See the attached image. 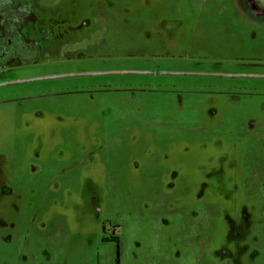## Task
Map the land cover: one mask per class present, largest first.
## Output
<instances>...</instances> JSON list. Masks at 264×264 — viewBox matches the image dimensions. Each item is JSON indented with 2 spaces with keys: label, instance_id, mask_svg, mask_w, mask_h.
Here are the masks:
<instances>
[{
  "label": "rangeland",
  "instance_id": "1",
  "mask_svg": "<svg viewBox=\"0 0 264 264\" xmlns=\"http://www.w3.org/2000/svg\"><path fill=\"white\" fill-rule=\"evenodd\" d=\"M6 2L99 28L0 47V264H264V0Z\"/></svg>",
  "mask_w": 264,
  "mask_h": 264
},
{
  "label": "flooded vegetation",
  "instance_id": "2",
  "mask_svg": "<svg viewBox=\"0 0 264 264\" xmlns=\"http://www.w3.org/2000/svg\"><path fill=\"white\" fill-rule=\"evenodd\" d=\"M76 13L79 12L35 11L24 9L20 4H17L13 7V9L9 10L8 2H6V0H0V47L6 49L4 50V55L10 56V61L13 60L14 57H18V59L21 57L22 60H28V63H30L35 60V56L40 53V51L50 49L52 47L50 44L53 41H58L67 32L72 33L74 37L77 36V38H74V41H77L79 44L82 39H87L91 35L92 31H95L99 27H96L95 29L96 22H90L89 19L80 21L78 18L79 16L74 15ZM90 13L91 12H85L84 14L89 15ZM104 13V11H101V17L105 15ZM91 16L93 17V15ZM83 17L92 18L85 15H83ZM171 21L172 20L163 18L159 21V23L162 24L161 26H165L167 22ZM83 29H88L89 31H82ZM89 74L98 75L100 73ZM163 74L176 73H157V75ZM68 75L77 74H62L56 75L55 77L48 76L38 79L65 77ZM2 191L0 188V197L8 193L6 188L4 189V192Z\"/></svg>",
  "mask_w": 264,
  "mask_h": 264
},
{
  "label": "water",
  "instance_id": "3",
  "mask_svg": "<svg viewBox=\"0 0 264 264\" xmlns=\"http://www.w3.org/2000/svg\"><path fill=\"white\" fill-rule=\"evenodd\" d=\"M68 76H72V75H68ZM55 77V76H54ZM33 80H35V79H33Z\"/></svg>",
  "mask_w": 264,
  "mask_h": 264
}]
</instances>
